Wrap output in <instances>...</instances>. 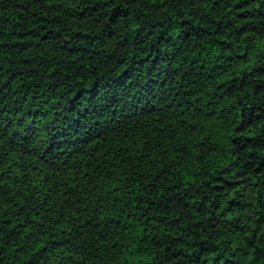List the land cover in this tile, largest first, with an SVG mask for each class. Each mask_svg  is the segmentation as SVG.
Returning <instances> with one entry per match:
<instances>
[{
    "label": "trees",
    "instance_id": "trees-1",
    "mask_svg": "<svg viewBox=\"0 0 264 264\" xmlns=\"http://www.w3.org/2000/svg\"><path fill=\"white\" fill-rule=\"evenodd\" d=\"M0 264H264V0H0Z\"/></svg>",
    "mask_w": 264,
    "mask_h": 264
}]
</instances>
